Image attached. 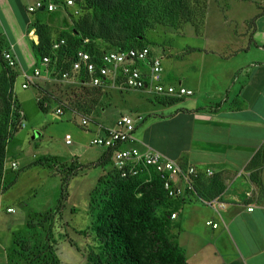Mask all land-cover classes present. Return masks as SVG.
Segmentation results:
<instances>
[{
    "label": "rangeland",
    "instance_id": "obj_1",
    "mask_svg": "<svg viewBox=\"0 0 264 264\" xmlns=\"http://www.w3.org/2000/svg\"><path fill=\"white\" fill-rule=\"evenodd\" d=\"M128 1L132 3L133 11L119 10L117 19L114 17L117 21L114 27H119L120 21H124V26L129 24L122 28L131 30L135 27L139 43L151 47L156 55L163 53V71L170 72L175 78L188 76V79H193L195 66L201 56L191 54L199 48L206 52H217L222 47L229 48L231 44L236 47L235 44L240 43L238 39L227 37L224 25L232 23L231 10L236 6V0H180L173 9L166 0ZM260 1L264 6V0ZM180 8L193 11L192 15L184 18ZM96 13L94 9L85 11L83 19L91 18ZM73 14L72 8L66 12L39 15L22 10V16L28 19L29 24L41 22L52 36L72 32L75 24L72 25L67 15ZM252 25L253 20L248 23V30H251ZM1 40L0 75L1 65L5 62L8 64L4 55L10 53L19 76L10 91V111L6 118L2 115L7 94L0 84V127H4L10 135L0 180V264H92L89 257L99 253L92 228L113 176L111 163L99 165L103 149L89 145L96 133L95 125L111 128L121 115L137 116L142 118V123L135 135L138 140H143L145 129L153 119H160L150 117L152 113H158L161 107L167 106L159 105L144 94L113 89L103 90L94 105L87 98H82L79 92L67 91L66 83L52 78L42 69L40 78L23 90L20 88V75L24 70L18 64L6 32L0 27ZM98 42L102 47L110 48L108 44ZM137 42L135 38L125 41L128 46L138 45ZM209 59L204 62L207 63ZM189 82L182 81V86L190 89L192 85ZM34 86L51 94L47 111L39 109ZM193 98L182 99L184 101L177 103L174 108L193 106ZM57 107L63 110V115L55 114ZM17 109L23 114L24 128L17 126ZM144 118L151 119L145 121ZM83 119L88 121L87 126H82ZM153 130L150 138L163 147L162 133ZM66 135L71 137L70 144L65 143ZM178 163L181 164V161ZM259 167L250 165L249 168L254 171ZM65 177L69 181L63 188ZM14 180L15 183L2 193V189ZM62 193L65 195L64 200L61 199ZM7 209L13 212L7 213ZM161 214V211L157 212L158 216ZM29 221L31 227L28 226ZM167 235L173 238L177 246L182 245L181 240L187 235L190 237L187 233L178 240L175 228L168 231ZM195 244L193 240L192 246ZM184 255L186 257V253ZM189 258L186 257L187 264H196L195 260L190 261Z\"/></svg>",
    "mask_w": 264,
    "mask_h": 264
},
{
    "label": "crops",
    "instance_id": "obj_2",
    "mask_svg": "<svg viewBox=\"0 0 264 264\" xmlns=\"http://www.w3.org/2000/svg\"><path fill=\"white\" fill-rule=\"evenodd\" d=\"M28 2L0 0V27L24 71L36 65L25 33L29 21L22 16ZM235 2L232 23L224 25L227 37L240 43L217 52L202 48L192 52L201 56L192 80L164 73L166 83L182 86V81H190L193 106L161 107L150 116L160 119H153L144 139L135 135L142 151L213 172L211 178L198 179L199 195L217 197L225 207L208 208L191 197L192 202L185 199L173 220L178 240L190 234L177 247L196 264H264V165L254 171L249 168L264 144V6L260 0ZM206 59L210 61L205 63ZM153 129L162 133L163 147L150 138ZM208 221L217 227L206 226Z\"/></svg>",
    "mask_w": 264,
    "mask_h": 264
},
{
    "label": "trees",
    "instance_id": "obj_3",
    "mask_svg": "<svg viewBox=\"0 0 264 264\" xmlns=\"http://www.w3.org/2000/svg\"><path fill=\"white\" fill-rule=\"evenodd\" d=\"M166 1L172 4V9L176 8L180 2V0ZM131 4L128 0H82L79 4L80 15L71 21L75 27L72 26V32L66 35L52 36L47 26L39 21L29 24L25 28L26 35L34 30L37 37V44L30 40L31 50L36 59L35 67H39L52 78L56 77L60 80L61 75L70 69L75 60V53L83 45L85 39L88 40V43L83 47L88 53L96 56L106 51L151 48L139 43L138 30L135 27L131 30L122 28L127 24L124 26V21L119 22V27H114L117 23V12L122 9L124 11L131 10ZM91 9L98 13L91 18L83 19L85 11ZM180 10L184 18H188L193 12L184 8H180ZM109 16H113V18H109ZM256 18L253 19V23ZM131 38H135L138 45L128 46L125 43ZM61 39L65 41V45L58 50H52V44ZM98 41L108 44L110 48L102 47ZM2 42L1 40L0 45L3 44ZM44 58L48 59L46 66L41 65ZM1 71L0 84L7 94L3 101L5 110L2 116L6 118L10 111V91L19 74L15 67L9 66L6 62L1 65ZM34 88L37 90L36 101L39 109L43 112L47 111L44 104L50 103L51 94L41 87L34 86ZM65 88L67 91L79 92L82 98H87L94 105L97 104L98 96L103 91L100 88H75L69 85H66ZM182 99H164L156 100V102L159 105L172 106L181 102ZM9 138L10 135L5 128L0 127V180ZM110 157L111 153L104 151L98 160L99 165L104 166L111 163ZM249 164L254 167L264 165V144L253 155ZM112 173L111 187L104 193V198L96 214V224L92 228L98 241L99 253L91 255L89 261L92 264H187L184 252L177 247L173 238L167 235V232L176 226L173 224L171 215L178 212L185 203V199L168 197L162 188L161 180L157 177H153L149 183H146L144 175L121 179L115 171ZM68 181L69 178L67 180L65 177L62 182L63 188L67 186ZM14 183L15 180L3 188L2 193ZM196 191L197 193L201 192L200 189H196ZM63 197H65L64 193H62L61 199ZM187 200L189 203L192 202L190 199ZM158 211L162 213L160 216L157 215ZM28 226H32L31 221L28 222Z\"/></svg>",
    "mask_w": 264,
    "mask_h": 264
},
{
    "label": "built area",
    "instance_id": "obj_4",
    "mask_svg": "<svg viewBox=\"0 0 264 264\" xmlns=\"http://www.w3.org/2000/svg\"><path fill=\"white\" fill-rule=\"evenodd\" d=\"M82 0H29L25 6L28 14L56 12H66L69 8L74 10L73 15H67L72 21L80 15L79 4ZM30 39L37 44V37L32 30ZM33 38V39H32ZM35 38V39H34ZM88 40H83V45L77 49L75 60L70 69L64 72L60 81L75 88H100L102 90L129 91L144 94L148 98L162 101L164 99H181L193 96L191 90L185 89L181 85L170 84L164 81L162 60L164 54H154L151 48H129L123 51H106L100 55H91L83 47ZM65 45L61 39L52 44V50H58ZM9 66L14 67L15 61L12 54L4 55ZM48 59L44 58L41 65H47ZM51 74V73H50ZM39 67H33L30 71H23L20 75L23 90L28 89L31 84L40 78ZM44 104V108H48ZM18 128H24V117L19 109ZM57 116L63 115L61 108L55 109ZM134 118V117H133ZM129 114L119 116L113 127L106 128L99 124L95 125L96 133L89 141L90 146L100 147L103 151L111 153L110 161L112 171L121 179L135 178L140 175L146 176V183L153 177L161 180L162 188L170 198L199 200L201 204L208 208H224L225 204L217 197L205 198L197 193V181L201 176L211 178L213 172L209 169L201 170L195 166H183L177 161L170 160L163 155L151 151L140 150L136 146V130L142 123V118L133 119ZM82 126H87L88 121L83 119ZM65 143H71V137L65 136ZM14 168L15 165L12 164ZM190 195V196H187ZM251 211L252 208H248ZM12 209H7V213H12ZM171 219H176V214L171 215ZM206 226L213 229L216 224L208 221Z\"/></svg>",
    "mask_w": 264,
    "mask_h": 264
}]
</instances>
